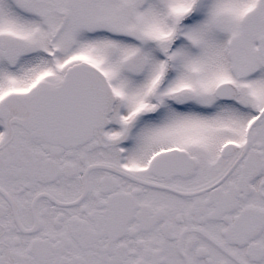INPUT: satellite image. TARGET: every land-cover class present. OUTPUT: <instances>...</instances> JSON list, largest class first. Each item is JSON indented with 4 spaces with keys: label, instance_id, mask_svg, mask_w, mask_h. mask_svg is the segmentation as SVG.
I'll return each instance as SVG.
<instances>
[{
    "label": "snow or ice",
    "instance_id": "snow-or-ice-1",
    "mask_svg": "<svg viewBox=\"0 0 264 264\" xmlns=\"http://www.w3.org/2000/svg\"><path fill=\"white\" fill-rule=\"evenodd\" d=\"M0 264H264V0H0Z\"/></svg>",
    "mask_w": 264,
    "mask_h": 264
}]
</instances>
